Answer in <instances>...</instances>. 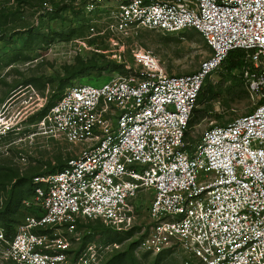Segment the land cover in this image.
<instances>
[{"label":"built area","instance_id":"obj_1","mask_svg":"<svg viewBox=\"0 0 264 264\" xmlns=\"http://www.w3.org/2000/svg\"><path fill=\"white\" fill-rule=\"evenodd\" d=\"M86 9L107 13L116 39L193 30L209 56L191 74L167 76L150 52L133 49L132 66L119 55L115 62L122 77L66 88L35 126L81 149L59 171L32 178L41 213L8 237L0 228V261L93 264L101 246L85 243L71 257L63 235L95 221L129 228L144 195L137 253L173 254L179 264H264V0H90ZM233 51L251 66L243 77L257 104L188 142L201 88Z\"/></svg>","mask_w":264,"mask_h":264},{"label":"rangeland","instance_id":"obj_2","mask_svg":"<svg viewBox=\"0 0 264 264\" xmlns=\"http://www.w3.org/2000/svg\"><path fill=\"white\" fill-rule=\"evenodd\" d=\"M90 0H0V228L15 227L26 216L41 213L30 189L34 176L53 173L81 147L42 134L35 124L46 108L73 85L100 86L125 74L118 55L132 66L131 50L150 52L167 76L191 74L208 58L199 34L138 30L116 39L108 30L109 15L87 11ZM238 58L236 67L224 62L205 82L187 131L197 141L210 127L222 126L250 113L257 98L245 97L243 72L251 66ZM237 86L241 97L230 94ZM23 200L15 203L17 197ZM9 200L13 203L6 209ZM149 197L134 202L129 228L113 231L100 222L77 226L76 235L62 234L71 243V257L85 243L101 246L93 264H179L173 254L143 256L132 244L147 224ZM130 234V235H127ZM0 264H12L0 261Z\"/></svg>","mask_w":264,"mask_h":264},{"label":"trees","instance_id":"obj_3","mask_svg":"<svg viewBox=\"0 0 264 264\" xmlns=\"http://www.w3.org/2000/svg\"><path fill=\"white\" fill-rule=\"evenodd\" d=\"M236 54H238V55H243V53H241L240 51H233V52H230V53L228 54L227 58H226L225 61H224V62H226V61H228V60L231 61V62H230V65H229V67H230L229 69H232V68L236 67L237 64H238V58H233V56L236 55ZM224 62H223V63H224ZM205 82H206V81H205ZM205 82H204V84H205ZM204 84H203V86H202V88H201V91H200V93H199V95H198L197 101L200 100V99L202 98V96H203L202 92H203ZM242 93L244 94L245 97H249V94H248V92H247V89H245L244 92H242ZM242 93H241V91L238 89L237 86H234V87L230 88V94H231L232 96H235V97H241ZM196 103H197V102H196ZM52 104H53V103H52ZM52 104H51V105H52ZM51 105H49V106L46 108V110L41 114V116L36 120V122H38V121H39V120L45 115L47 109H48ZM194 112H195V108L193 109L192 115H193ZM191 118H192V117H191ZM190 123H191V120H190V122H189V126H190ZM186 138H187V135H186ZM64 164H65V163H64ZM64 164L60 165V166H59L54 172L59 171V170L64 166ZM54 172H53V173H54ZM44 175H45V174H43V175H41V176H44ZM46 175H47V174H46ZM34 177H37V176H34ZM34 177H33V178H34ZM30 184H31V187H30V189L26 190V193H27V194L30 193V194L33 195V193H34V188L36 187V185H33V183H32V179H30ZM21 200H23V196L17 197V198L15 199V203L20 202ZM12 203H13L12 200H9V201H8V203H7V205H6V209H7V210H8L9 207L12 205ZM1 229L4 231V233H5V235H6L7 237L10 236V235L12 234L13 230H14V228L11 227V226H9V225H5V226H3ZM127 235H130V234H127ZM136 243H137V241L134 242V243L132 244V247H133V246L135 247ZM143 256H146V254H143ZM160 256H161V255H158L157 258L160 257Z\"/></svg>","mask_w":264,"mask_h":264}]
</instances>
